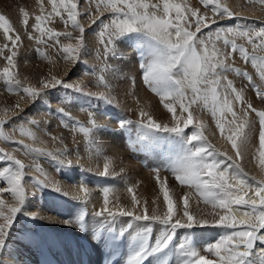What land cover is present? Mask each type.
Returning <instances> with one entry per match:
<instances>
[{
    "label": "snow or ice",
    "instance_id": "6c2138e0",
    "mask_svg": "<svg viewBox=\"0 0 264 264\" xmlns=\"http://www.w3.org/2000/svg\"><path fill=\"white\" fill-rule=\"evenodd\" d=\"M52 10L47 17L38 15L35 17V24L32 26L35 32L40 34L39 41L44 42V37L60 43L61 35L72 39V33L56 32L52 28H44L45 20L52 16L60 17L65 24H71L73 29L78 30L79 36L75 37L76 43L62 46L65 54L64 59L72 61L75 65L80 62L81 49L85 47L84 33L85 25L80 22L77 11L78 4L74 0H49ZM89 4L93 0H87ZM205 6L211 5V11L215 14L210 18L207 14H201L196 8L182 6L179 3H172L170 0H95V10L88 15V29L98 21L101 26L98 31V43L102 46V55L108 60H114L123 53L117 46V41L129 33H138L142 37L147 36V44H140L133 51L140 56L139 65L142 71V82L154 93H156L163 107L172 113V119L176 117V101L182 112L188 113L183 125L179 122L173 126L157 123L147 112L141 111V128L156 130L157 132L172 133L176 136L184 135V129L193 124V113L191 106L202 101L205 108L209 106L211 100V115L216 120V127L231 145L235 156L229 155L227 151L217 150L203 135V122L196 123V131L190 136H186L184 147L185 154L179 160L177 166L170 169L176 181L180 185H186L194 189L198 200H202L205 205H210L212 212L201 214L199 218L189 209V194L183 196L182 214L176 211L174 202L169 194L168 187L162 184L161 191L166 204V211L162 214L153 209L149 214L147 207H144L140 214H137L136 206L139 204L136 195L131 196L132 208H118L113 210L109 207L108 194L110 189H103V207L93 213L94 220L99 218L100 228H112L115 231L116 225L121 218H130L127 223L117 233L123 236L126 229L135 228L139 233L140 245L129 255L126 264H143L148 256L162 252L168 248L175 236L177 229H192L194 227H214L231 229L227 235H222L216 242L209 243L202 249H197L185 243L178 245L183 257L182 264H251L248 260L257 242L264 245V179L257 180L255 176L249 177L237 162L242 158V149L252 146L253 139L258 132V153L259 164L264 168V26L257 30L255 24H241L238 21L246 19L236 16V14L220 0H202ZM264 5V0H260ZM43 12V7L41 8ZM162 12V14H161ZM23 24L28 25V13L21 10ZM110 13V16L105 15ZM174 13V16H173ZM66 17V18H65ZM237 21L232 24L222 23L225 21ZM0 29L5 37L15 46L20 37L15 39L10 33L12 28L9 20L0 15ZM30 39L33 37H29ZM240 39L245 43L238 44ZM246 45H252L250 51ZM7 47V45L5 46ZM258 50V52H257ZM3 50L0 49V52ZM239 55L245 63L250 62L259 76L258 83L253 74L241 71L234 67L236 56ZM16 53L6 57L9 65L14 64ZM116 70L115 67L112 69ZM229 73L241 75L248 81V87L253 90V98L247 99L245 90L238 89L233 80L228 79ZM2 75L6 82H14L20 85V81L14 78V74L9 67H4ZM104 82V78H100ZM62 86L74 92L82 93L93 99L101 100L105 103H113V98L109 94L100 92H85L84 87L78 83L66 82L64 78L52 75L40 82L39 87H23L26 99L30 104L37 99H46L47 90ZM223 89V97L220 90ZM259 101L260 107L256 106ZM187 101V103H185ZM61 105L67 104V98L61 101ZM239 105L237 109L235 105ZM19 115L23 112L19 103L16 105ZM57 113L72 119L66 111L65 106L57 107ZM230 114L231 119L227 121V128L224 121L225 114ZM146 120V123L144 122ZM7 121L0 120V127ZM33 125L40 121L32 118L27 121ZM90 127H80L81 132L90 136L99 128L105 127L95 119V114H90ZM120 127L125 126L124 121L119 122ZM22 136L35 139V134L30 131L20 129ZM0 137L10 140L12 137L4 135L0 131ZM144 137H142L143 139ZM55 139V137H53ZM193 141L198 143L193 144ZM22 145L28 153H37L41 156L50 157L58 162L61 167H76L78 160L74 164L68 158L70 152L67 148H59L55 152L47 151L43 148H34L23 141H15ZM133 150L135 145L130 142ZM0 161H10L16 167H5L0 171V178L7 183V187H0V194L10 193L14 203L8 204L0 198V255L6 248V243L16 222L17 214L22 211L28 197L35 193H27L23 185L26 175L25 169L29 167L18 159L12 152H6L0 148ZM109 165L104 164V170L98 175H108ZM35 170L40 176L33 178L34 186L39 190L48 188L68 196L60 181H57L50 173L39 165H35ZM83 170V169H82ZM159 180V169H154ZM129 193L133 188L127 189ZM80 193L83 195L81 196ZM91 195V190L84 183L80 182L78 191L73 199L87 204ZM235 206V207H234ZM217 209L221 211H216ZM32 220L42 218V213L27 212ZM86 213L82 210L74 220H64L66 226L73 224L81 232L90 231L85 223ZM211 216L212 219L207 217ZM239 217V218H238ZM133 221L156 222L164 226V231L157 236L154 243L150 244L152 229L149 226L134 225ZM47 222H52L51 220ZM239 226V227H238ZM95 237V230H92ZM24 237L19 243L25 246L39 245L43 238L34 230H26L21 233ZM103 241V232H101ZM243 249V250H241ZM203 253V254H202ZM264 255V248L261 249ZM209 255H214L210 259ZM0 264H8L7 259H0Z\"/></svg>",
    "mask_w": 264,
    "mask_h": 264
},
{
    "label": "rangeland",
    "instance_id": "374dc122",
    "mask_svg": "<svg viewBox=\"0 0 264 264\" xmlns=\"http://www.w3.org/2000/svg\"><path fill=\"white\" fill-rule=\"evenodd\" d=\"M193 1L194 4L197 3L198 10L201 14H207L210 18L214 17L215 14L211 11V5L205 6L200 2L202 0H191L190 2ZM241 1L244 3L243 7H246L245 9L248 10V7L249 9H253V13H251L252 15L245 12L237 13L239 12L238 8H236L238 10L235 11L236 9L232 8L230 5L225 4L222 1L221 3L223 5H228L227 7H229L236 16L246 18L238 21L239 23L255 24L257 30L260 26H264V5L260 3V0ZM74 2H77V11L81 13V15L78 16V19L86 28V32L84 33L85 47L81 49L80 62H77L75 65L72 61L64 59L65 54L62 51V46L68 44L75 45V37L79 36V32L78 30L73 29L71 24H65L60 17L52 16L53 22L56 24L53 29L60 33L71 32L73 38L69 39L67 36L61 35L59 37L60 43H56L54 39L49 40L47 36H45L43 42L45 45L42 42L38 43L36 41V35L33 32L32 26L35 24L36 16H43L45 13L51 12L52 5L49 0H0V15H3L9 20L12 28L10 35L13 39H15L17 35L20 37V40L14 46L11 41L5 37L3 30L0 29V49L3 50L0 52V116L10 117L13 120V122L8 123L6 126L10 137H12V139L7 140L6 146L9 150L16 151L18 153L15 154L16 157L21 159L25 165L29 166L25 169L26 175L22 183L27 193H35V195L28 197L24 204V208L20 213L24 215L25 210L27 212L30 210L35 212L39 210V212L43 214L42 217H47L62 214L64 210L76 207L80 201L74 200L73 196L74 193L75 195L77 194L80 182H84L91 190L90 197L92 204L96 203L95 206L103 203V194H101L100 191H103V189L107 187L110 189L109 192L113 189L116 195L121 197V199L117 201V204L112 203L116 209L121 207L132 208L131 196L134 194L141 200L148 198L151 199L150 201L152 202L153 200L154 202L159 201L162 203V206H158V209L163 213V210L166 211V204L163 199V192L161 191V186L163 184L168 187L170 196H173L174 207L180 214H182L183 196L189 194L191 199L194 198L191 194L195 195V201H189V209L193 214H195L193 209H196V216L199 218L201 214H205L202 208V204L204 203L201 202L202 200H198L197 194L194 193V189H191L186 185H180L179 182L175 180L174 174L170 170L177 166L179 160L185 154L186 149L184 147V141L187 135L190 136L192 132L197 130L195 127L197 122H193L192 125L185 128V134L181 136H176L171 133L173 136L167 137L168 133L161 132L157 136H153L154 134L150 136L152 138L156 137V139L153 138L149 141H145L141 138V134L148 130L141 128V121L143 119L140 116L141 111L147 112L157 123L167 124L169 126H173L177 122L182 126L183 120H185L188 115V113L181 111L179 108V102L176 101L174 103L176 107V117L178 119L174 121L172 119V113H169L167 109L163 107V103L160 101L159 96L143 84L142 71L139 68V60L137 61V54L133 49L135 45L147 44L149 40L146 39H148V37H142L135 32L121 37L117 41V46L127 55L118 56L112 61L108 60L106 66V58L102 55V46L98 43V31L101 22L98 21L88 29V15L95 10V1L91 4H89L87 0H74ZM153 2H161V0H153ZM170 2L176 3V0H170ZM188 2L189 0H185L184 3ZM182 6L186 5L183 4ZM42 7L43 12L41 11ZM22 9L28 13L27 26L23 24ZM105 15L110 16L111 14L106 13ZM235 22L237 21H225L222 23L232 24ZM30 36L33 38L30 39ZM48 41L51 44H49ZM237 43L242 44L245 42L238 39ZM6 45L7 47H5ZM246 46L250 51L252 50V45ZM13 51L16 53L14 64L9 65L6 57L11 55ZM233 66L240 68L241 71L248 67L253 68L250 62L245 63L240 59L238 54ZM4 67L10 68V71L14 74V78L20 81V85H16L14 82H6L5 77L2 75ZM114 67L116 70L113 72L112 69ZM254 72L256 73V77L259 78L255 69ZM52 75L62 77L66 82L81 84L84 87L85 92L107 93L113 98V103H105L82 93L74 92L71 89L58 86L57 88L47 90L46 99H37L34 103L30 104L26 99V94L23 92V87H39L40 82ZM236 76V73H229L228 79L233 80V82L237 81L236 84L238 89H245L246 87L241 83L242 79H238L239 77ZM101 77L104 78L103 83L100 80ZM222 92L223 89L220 90L221 97L224 95ZM249 93L251 96L248 94H245V96L247 99L251 100L254 95L253 90ZM125 97L127 98L125 99ZM145 97L147 98V103L145 106H142ZM65 98H67V104L61 105V101ZM18 103L20 108H23L24 110L16 116L13 115V112H19V108L16 107ZM185 103H187V101H185ZM126 104L130 109L125 108ZM60 106L66 107V111L72 119H68L64 117L63 114L57 113L56 108ZM256 106H261L258 100L256 101ZM193 107L191 106L190 111H192L193 116H195L196 119L208 120V112L206 111L203 113L205 109L197 111L196 104ZM235 107L238 109L239 105L237 104ZM93 113L95 114L96 121L104 124L105 127L95 130L93 135L90 136L85 132H81L80 127H90L89 120L87 119L89 116L86 114L90 115ZM44 114L48 116V119L44 121L41 127H38V124L33 125L27 122L32 118L38 120L39 116H43ZM225 117L231 118L230 114L227 113L225 114ZM180 118L183 120L180 121ZM119 119H125L135 127V136L124 137L128 140H124L127 145H125V147L119 145L117 142V139L123 138L118 126ZM105 120H107V122H105ZM144 122L146 123V120ZM21 128L26 132L30 131L34 133L35 139L28 136H22L20 133ZM76 130L82 134L81 139L78 141L72 134V131ZM148 131L152 132L154 130ZM133 136L134 138H132ZM53 137H55V139H53ZM255 138H258V132ZM21 140L24 144H28L34 148H43L47 151L55 152L59 148H67L70 152L68 158L72 159L74 164L78 160V166L61 167L57 161L50 157L41 156L37 153H28L22 145L15 142ZM130 142L135 145V150H133ZM213 146H216L215 143ZM126 150H130L129 156L125 154ZM150 156H152V158ZM142 159H150L151 162L150 164L145 165L142 163ZM237 162L241 165L240 160ZM105 163H108L109 165L108 175L100 176L98 173L104 170ZM36 164H39L43 169H45L44 166L50 165V168H48L49 172L61 170L60 173L61 175L63 174L64 177L63 175H58L57 178L62 183L63 187L67 186L66 190L69 192V195L65 196L53 192L48 188L39 190L35 187L33 178L40 176L35 170ZM53 166L56 168H53ZM10 167L15 169L16 166L11 162ZM242 168L243 170L245 169L244 167ZM97 169H99V171ZM154 169L160 170L159 180L157 179V173ZM245 172L249 177L255 176L258 178L257 180L264 179L260 176L254 175L252 172ZM66 173L68 177H71L74 180L73 182L65 180L67 178ZM91 180L98 181V185L94 184ZM150 181L153 183L151 184ZM0 182L4 183H1L0 187H7L6 181L2 178H0ZM129 187L133 188L132 193L127 191ZM95 188L96 192L99 191L96 195L93 194ZM150 190L153 193L150 192L151 194L149 196L148 194ZM38 192L40 193V198L44 199L45 202H36L38 200ZM3 196L14 203L10 193H4ZM34 204L36 207H34ZM137 209L138 205L136 206V210ZM87 212L88 210L85 211V218L89 216ZM26 218L29 221H34L31 218ZM125 218L128 220L130 219L128 217ZM124 222L125 221L121 222L122 228L127 223ZM145 222L146 221H133V224L142 225ZM36 229L38 230L39 228L36 227ZM212 229L216 230V228ZM212 229L211 227L207 229L206 227L204 229L199 227L187 229L189 233L186 240L187 243L185 242V244L190 246L195 244L196 246L197 242H202L200 237L202 235L200 232L202 233V231H204L210 233L212 232ZM217 230L221 231L216 232L219 237L225 234L222 229L217 228ZM129 231H131V229H126L125 233H132V231ZM176 235L177 233L175 234V239L173 238V241H177L180 245L182 239L181 241L180 239L178 240V236ZM40 237L43 238V234ZM19 238L24 239L22 235L19 236ZM218 239H216V241ZM45 240L39 244L40 248L42 247V244L45 243ZM76 240L77 239H75V241ZM56 242L57 249H61V251L64 250L63 247L61 248V243H59L58 240H56ZM178 249L179 247H177L178 253L176 262L179 261V263H182L181 261L183 257L181 255V250ZM5 250L10 257L21 253V249H19L17 245H6L4 251ZM9 260L13 261V259ZM34 260L36 261V259ZM249 260L252 264H263L264 255H251L249 256Z\"/></svg>",
    "mask_w": 264,
    "mask_h": 264
},
{
    "label": "bare ground",
    "instance_id": "6f19581e",
    "mask_svg": "<svg viewBox=\"0 0 264 264\" xmlns=\"http://www.w3.org/2000/svg\"><path fill=\"white\" fill-rule=\"evenodd\" d=\"M94 1L95 0H93V2ZM190 1L191 0H189L188 3H184L185 0H176V3L189 6L190 9L191 8L198 9L197 3L194 4V1L193 2H190ZM221 1L224 2L225 4L230 5L232 8H235V9L238 8L239 12H237V13L245 12L247 14L249 13L250 15H252L251 13H253V9H249V7H248V10H247V9H245L246 7H243L244 3L241 0H220V3H221ZM200 2H202V1H200ZM228 5H226V6H228ZM238 9H236L235 11H237ZM245 10H247V11H245ZM48 14L49 13L47 12L43 16L47 17ZM55 25L56 24H55V22H53V17H50L49 19L45 20L42 27L53 29L55 27ZM33 32L36 35V41L38 43H40V41L38 39L40 34L38 32H35L34 29H33ZM48 43L51 44L49 41H48ZM138 46H139V44L135 45L134 48L138 47ZM137 59L139 60V61L138 60L137 61L139 62V65H140L141 58L139 55H137ZM247 69H249L248 71L254 75V79L258 83H260L259 78L256 77V75H255L256 73L254 72V69L251 67H248ZM236 77H239L238 79H242L241 83L243 86L246 87L244 89L245 94H248L251 96V94L249 92H251L252 90H251V88L248 87V83L245 80V78L241 75H237ZM239 81H241V80H239ZM236 83H237V81L234 82L235 86L237 87ZM131 91H129V92H131ZM126 98L127 97H125V99ZM146 103H147V98L145 97L144 102H142V106H145ZM194 105L195 104H193L192 107ZM126 106H125L126 109H130V107L127 104H126ZM193 109H194V107H193ZM204 109H205V111H203V113L207 111L209 114V116L207 117L208 120L196 119V117L193 116V122H199V121L203 122V128H202L203 134L207 138L209 143H211L212 145L215 143V145H216L215 148L217 150H219L221 152L227 151L229 155L235 156V153L231 149L230 143H228L227 140L225 139V135L227 133H225V135H222L220 133L219 129L216 127V120L211 115V102H210V100H209L208 108L204 107L203 102H197L196 103V110L197 111L204 110ZM195 113H198V112H195ZM86 115H88L90 117L89 114H86ZM89 117L87 118L88 120H89ZM47 119H48V116H46L45 114L43 116L42 115L39 116L38 120L40 121V123L38 124V127H41V125ZM230 119L231 118H229V117H224L226 128L228 126L227 121H229ZM0 120L7 121L2 127H0V131H3L4 135H6V136H10L6 126L8 123L13 122L12 118L6 117V116H0ZM107 120H105V122H107ZM182 120L183 119L180 118V121H182ZM114 124H115V122H114ZM119 130H121L120 127H119ZM121 133H122L123 138L117 139V142L119 145H122L123 147H125L126 142L124 140H127V139L124 138L125 135H124L122 130H121L120 134ZM72 134L74 135V137H76L77 141L80 140L82 137V134L80 132H78L77 130L72 131ZM134 136H135V132H134ZM134 136L132 138H134ZM193 142H194V144L198 143L196 141H193ZM6 144H7V140L0 137V148L4 149V151H6V152H12L14 154H18L16 151L9 150L8 147L6 146ZM258 147H259L258 138H254L252 146H249L247 148L242 149L243 155H242V158L240 159V163H241V166L245 168L244 169L245 171L252 172L254 175L264 178V168H262V166L259 164ZM123 153H125V152H123ZM129 153H130V150H126L125 154L129 156ZM150 157L152 158V156H150ZM10 165H11L10 161H0V171H2L5 167H10ZM44 168H45L44 169L45 172L50 173L57 181H59V179L57 178L58 175H60V176L63 175V174L61 175V173H60L61 170L49 172L48 168H50V165L44 166ZM53 168H56V167L53 166ZM97 170L99 171V169H97ZM63 177H64V175H63ZM66 177H67L65 179L66 181H71V182L74 181L71 177L67 176V173H66ZM41 179H43V177H41ZM92 182H94V184L98 185V181L93 180ZM150 182H151V184L153 183L152 181H150ZM1 183H3V182H0V184ZM64 188L66 190L67 186H64ZM53 192H55V191H53ZM97 192H99V191H97ZM97 192H96V188H95L93 194L96 195ZM100 192H101V194H103V191H100ZM150 192H151V190L149 191V194H148L149 196L151 193H153V192H151V193ZM56 193H59V192H56ZM194 193H195V191H194ZM3 194L4 193L0 194V198H3L6 201V203H8V204L13 203L11 200L4 197ZM80 195L82 196L83 194L80 193ZM191 195L194 198H191L190 201H195L196 196L193 194H191ZM74 196H75V193H74ZM108 198L110 201L109 207L113 208V210H116V207L114 206V204H117V201H119V199H121V197L117 196L115 191L112 189V191L109 192V194H108ZM37 199H38L36 201L37 203L45 202L44 199L40 198L39 192H38V198ZM137 200L139 201L138 209L136 210L137 214H140L144 207H147L149 214H151L153 209H156L158 212L161 213L160 209H158V206L159 207H160V205L162 206V203H160L159 201L154 202V200L152 199L153 200V202H152V201H150L151 199H148V198L145 200H141L139 197L137 198ZM201 202H203V201H201ZM112 203H114V204H112ZM95 204L94 203L92 204L91 197H89L87 204H83V203L79 202L76 207L64 210L62 212V214H56V216H47V217L43 216L41 219L34 220V221H29L26 218V217L30 218L28 215H26V214L22 215L21 213H18L17 217H16V222L13 225V229L10 231L6 245H10V244L13 246L17 245L19 247V249H21V253L15 255L13 257H10L7 255V252L5 250V251H3V254L0 255V259H7L8 264H45L46 261H48L49 264H84L83 254L85 253L88 256V258L91 259V264H101V261L103 259L102 256H103L104 251L108 247L109 239L111 237H116V238L118 237L117 233L122 228L121 222L122 221L127 222L128 219H126L125 217L121 218V221L116 225L115 231L112 228H107V229L100 228L99 227V218H95L96 220H94L93 213L95 211L100 210L103 207V203L97 204L96 206H95ZM111 204H112V206H111ZM34 207H36L35 204H34ZM202 208H203L205 214L213 211V209L211 208L210 205L207 206L205 204H202ZM82 210L83 211L88 210L87 213L89 214V216L87 218H85V223H86V225H88L89 229H91L90 231L81 232L76 228V226L74 224L71 227H69V226H66L64 223H62V221H64V220H68V219L74 220V218L78 214H80V212ZM193 210L195 213L194 215H196L197 210L196 209H193ZM216 211H221V210L217 209ZM28 212L34 213L35 211L30 210ZM163 212H164V210H163ZM207 218L212 219L211 216H209ZM49 220H51L52 222H50V223L47 222ZM149 223H151L150 227L152 229V238H151V240H152L151 244H152L155 242L157 236H159L164 231V226L160 225L159 223L149 222V221H146L141 226L147 227V226H149ZM36 227H38L39 229L37 230ZM204 228L205 227H203L201 229H204ZM207 228H209V227H206V229ZM212 228H214V227H211V229ZM29 229H31V230L34 229V231L36 233H38L39 236H42V234H43V241L45 239L46 240H45V243L42 244L41 248H40V245H38V246L37 245L25 246V245H22L19 243L20 240H23L22 238H19V236H21V233L26 231V230H29ZM181 229H183V230H181ZM218 229H222L223 233H225L224 235H227L232 231L231 229H224V228H218ZM92 230H95V237H93ZM178 230H176V232H175V234L177 233L176 236H178V240L180 239V241H181V239H182L181 242L187 243L186 240H187L189 231L185 228H180ZM216 230H217V228H216ZM216 230L212 229V232H210V233H207L204 231H202V233L200 232V234L202 235V236L199 235L202 239V242H200L201 244L197 242V245L195 246V244H193L192 247H195L197 249H202L207 244L216 242V239L219 238V235L216 232H221L220 230H217V231ZM131 231H132V233H130V234L125 233L126 236H125V240H124L125 241L124 254L121 257V259L117 262V264H126V261L129 257V255L141 243V240L139 239V233H137L135 231V228H131ZM131 231H129V232H131ZM101 232H103V241H101ZM262 234H264V230H262ZM47 235H48V237H47ZM84 237L88 238L90 240V242H92V244H93V247L90 251H85L83 248V244L81 243V241H82V238H84ZM75 239H77V240L75 241ZM56 240H58V242L61 243L60 244L61 248L63 247L64 250L61 251V249H57ZM178 245L179 244L177 241L172 240L170 242L168 248L164 249L160 253H156L154 255L148 256L147 259L144 260L143 264H166V262L168 264H182V263H179V261L176 262L177 261L176 257H177V253H178V251H177ZM262 248H264V245L257 242L256 245L254 246V249L252 250L251 255L261 254ZM241 250H243V249H241ZM209 258L214 259L215 257H214V255H209ZM9 259H13V261L9 260ZM34 259H36V261ZM248 260H249V258H248ZM251 264H252V262H251Z\"/></svg>",
    "mask_w": 264,
    "mask_h": 264
}]
</instances>
